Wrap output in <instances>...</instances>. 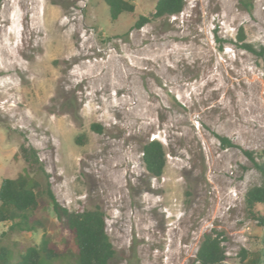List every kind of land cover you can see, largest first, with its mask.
<instances>
[{
  "label": "rangeland",
  "instance_id": "rangeland-1",
  "mask_svg": "<svg viewBox=\"0 0 264 264\" xmlns=\"http://www.w3.org/2000/svg\"><path fill=\"white\" fill-rule=\"evenodd\" d=\"M132 2L112 20L104 0H0V183L27 169L20 146H33L62 205L104 211L111 264H188L211 228L226 237V263L242 264L264 236L244 199L262 175L242 150L264 149V59L238 32L264 46V0L251 12L239 0H186L141 28L156 0ZM153 138L167 150L162 177L142 159ZM39 209L63 246L66 230ZM9 225L0 245L16 261L44 230Z\"/></svg>",
  "mask_w": 264,
  "mask_h": 264
},
{
  "label": "trees",
  "instance_id": "trees-1",
  "mask_svg": "<svg viewBox=\"0 0 264 264\" xmlns=\"http://www.w3.org/2000/svg\"><path fill=\"white\" fill-rule=\"evenodd\" d=\"M109 7L110 17L117 20L125 12H134L132 0H104ZM246 11L251 12L254 0H239ZM186 0H156L150 15L140 14L135 28L157 19L170 17L183 11ZM241 47L257 53L264 59V46L257 49L247 41L244 28L238 32ZM217 40H220L217 37ZM93 127L98 128L93 123ZM224 147L237 146L229 137L215 133ZM78 141V137L75 139ZM242 148V147H241ZM262 175L261 184H256L245 193L244 199L248 213L264 225V149L256 152L242 148ZM20 151L28 163L27 169L18 177H4L0 183V222H10L8 231L44 230L39 243L27 246L18 252V259L12 261L11 248L0 245V264H111L117 254L107 232L105 213L99 205L84 210H71L57 199L45 171L38 150L21 144ZM142 159L146 170L155 177H162L167 164V150L159 139H147L142 147ZM43 201V205L41 204ZM46 208L56 221L66 230L67 237L63 246H58L47 232L43 219L38 215L39 208ZM226 237L222 231L211 228L206 230L199 247L188 264H227L228 255L223 245ZM73 241L76 251L71 255L67 249ZM242 264H264V236L257 250H243Z\"/></svg>",
  "mask_w": 264,
  "mask_h": 264
},
{
  "label": "bare ground",
  "instance_id": "bare-ground-1",
  "mask_svg": "<svg viewBox=\"0 0 264 264\" xmlns=\"http://www.w3.org/2000/svg\"><path fill=\"white\" fill-rule=\"evenodd\" d=\"M29 1V0H28ZM24 2V1H23ZM4 22H6L7 21V19H5V20H3ZM5 24V23H4ZM3 24H1L0 26H2ZM1 28V27H0ZM10 32H11V30H9ZM3 36H4V38H3V40H4V42L2 41V40H0V43H2V45H3V49L5 50V48H6V46H8V43H6V40H5V36L7 37L8 36V32L7 31H3ZM1 46V45H0ZM1 48V47H0ZM1 50V49H0ZM1 53V52H0ZM2 54V53H1ZM5 65H7V64H5ZM108 177V176H107ZM110 178V177H109ZM114 183V182H113ZM113 185V184H112ZM114 185H115V183H114Z\"/></svg>",
  "mask_w": 264,
  "mask_h": 264
}]
</instances>
